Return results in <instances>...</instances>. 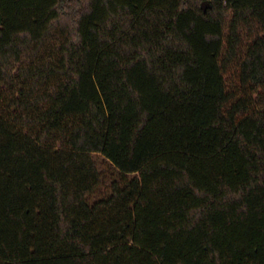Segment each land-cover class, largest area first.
Wrapping results in <instances>:
<instances>
[{
  "label": "trees",
  "instance_id": "16d2710c",
  "mask_svg": "<svg viewBox=\"0 0 264 264\" xmlns=\"http://www.w3.org/2000/svg\"><path fill=\"white\" fill-rule=\"evenodd\" d=\"M0 264H264V0H0Z\"/></svg>",
  "mask_w": 264,
  "mask_h": 264
},
{
  "label": "rangeland",
  "instance_id": "374dc122",
  "mask_svg": "<svg viewBox=\"0 0 264 264\" xmlns=\"http://www.w3.org/2000/svg\"><path fill=\"white\" fill-rule=\"evenodd\" d=\"M57 49V45L55 42L51 43L49 45V49L48 51L51 53L53 50H56ZM56 52H54L55 54ZM48 54V53H47ZM30 61V59H24L23 60V63H28ZM107 188H108V183H105L101 188L100 190L98 191V193L95 195V197H101V196H104L106 193H107Z\"/></svg>",
  "mask_w": 264,
  "mask_h": 264
}]
</instances>
